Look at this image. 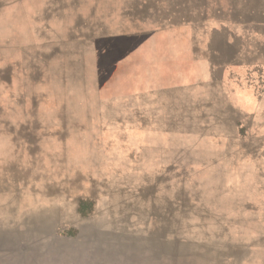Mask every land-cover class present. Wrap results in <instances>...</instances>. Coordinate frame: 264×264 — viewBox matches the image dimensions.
I'll use <instances>...</instances> for the list:
<instances>
[{
    "label": "rangeland",
    "instance_id": "1",
    "mask_svg": "<svg viewBox=\"0 0 264 264\" xmlns=\"http://www.w3.org/2000/svg\"><path fill=\"white\" fill-rule=\"evenodd\" d=\"M0 264H264V0H0Z\"/></svg>",
    "mask_w": 264,
    "mask_h": 264
}]
</instances>
